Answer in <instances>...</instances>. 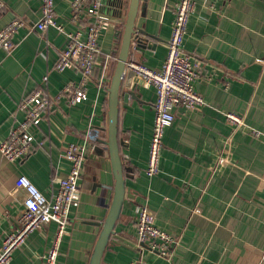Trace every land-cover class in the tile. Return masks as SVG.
Returning a JSON list of instances; mask_svg holds the SVG:
<instances>
[{"label":"crops","instance_id":"obj_1","mask_svg":"<svg viewBox=\"0 0 264 264\" xmlns=\"http://www.w3.org/2000/svg\"><path fill=\"white\" fill-rule=\"evenodd\" d=\"M72 0H55L58 22L72 31ZM131 0H104L108 26L101 38V56L87 97L74 106L64 99L52 121L30 128L35 141L51 139L19 162L0 152V245L24 210L25 193L17 186L28 175L47 195L56 177L68 174L65 157L70 142L83 143L90 123L108 125L109 90L120 53ZM177 0H140L135 21L146 39L134 35L130 60L160 70L167 56ZM42 0H0V30L14 18L25 22L15 35V47L0 50V139L24 118L17 106L25 94L42 85L50 72V90L57 95L79 72L54 68L68 43L66 33L52 27L48 42L35 29ZM184 49L198 66L196 89L205 105L175 108L176 118L164 135L161 170L149 176L150 142L155 120L156 89L133 73L123 80L129 93L119 105V137L126 170L127 197L102 264H264V0H197L188 24ZM105 74L108 86L96 80ZM227 112L240 114L236 126ZM256 130L261 132L256 134ZM98 139L90 148L73 203L70 223L58 256L59 264H89L114 196L115 178L109 150ZM99 150V151H98ZM137 204H146L156 224L176 238L169 258L139 241ZM56 223L35 231L13 255L11 264H43L52 246Z\"/></svg>","mask_w":264,"mask_h":264},{"label":"built area","instance_id":"obj_2","mask_svg":"<svg viewBox=\"0 0 264 264\" xmlns=\"http://www.w3.org/2000/svg\"><path fill=\"white\" fill-rule=\"evenodd\" d=\"M103 1L72 0L70 21L80 26L85 16H89L91 20L88 24L67 32L58 22L55 0H42V13L35 29L46 43H49L48 32L52 27L66 33L68 43L60 52L54 68L59 72L75 69L79 72L80 80L66 83L63 89L54 95L49 85L50 72H47L43 76L40 88L22 97L17 110L24 113L23 120L14 126L5 138L0 139V152L9 162L15 163L25 159L36 148L47 142H49V150L52 151L51 137L48 141L47 139L35 141L30 128L38 125L42 120L51 122L55 106L62 100L65 99L70 106H74L87 97L102 52L101 38L108 26V21L102 12ZM196 7L197 0H177L175 3L171 36L167 44L168 52L160 70L133 59L127 62L122 77L124 80L126 74L131 71L156 89L155 120L149 163L146 168L149 176L156 175L161 170L164 135L166 129L175 121V108L179 105L195 108L207 103L204 96L196 89V82L200 77L198 66L184 49L188 24ZM25 25L26 22L22 18L16 17L2 28L0 50L6 53L12 51L16 44L14 37ZM96 84L100 89L109 85L105 74L96 80ZM226 117L233 125H246L243 117L238 113L227 112ZM101 133L102 130L90 123L85 142H70L67 145L65 157L69 162L68 174L53 180L49 195L45 194L28 175L21 174L17 178V186L25 193L24 210L17 225L5 236L0 245V264H11L14 252L25 244L35 231L51 222L56 223L57 226L53 244L41 257L43 264H59L60 246L70 223L73 203L79 194L85 161L90 148L96 145V141L89 142L98 137L102 139ZM256 134L260 135L261 132L256 130ZM135 212L139 241L169 258L177 242L176 238L156 224L155 216L148 205L137 204Z\"/></svg>","mask_w":264,"mask_h":264},{"label":"water","instance_id":"obj_3","mask_svg":"<svg viewBox=\"0 0 264 264\" xmlns=\"http://www.w3.org/2000/svg\"><path fill=\"white\" fill-rule=\"evenodd\" d=\"M140 0H131L128 12L127 22L123 35L122 45L118 56L115 73L112 77L109 90V109H108V125L104 128L107 131V137L99 141L109 150L110 160L115 178L114 196L110 205L109 212L103 222L102 230L95 245L89 264H102L104 253L109 241L115 231L117 222L123 210V206L127 197H132L127 187L126 170L121 154L122 141L119 137V105L122 98L128 99L130 94L121 91L125 73L126 64L130 58V50L132 47L134 35L136 34V44L144 47L146 39L141 34L146 33L144 30H137L135 21L138 15ZM150 35V34H148ZM127 75V74H126ZM133 72H128L127 79L130 80Z\"/></svg>","mask_w":264,"mask_h":264},{"label":"rangeland","instance_id":"obj_4","mask_svg":"<svg viewBox=\"0 0 264 264\" xmlns=\"http://www.w3.org/2000/svg\"><path fill=\"white\" fill-rule=\"evenodd\" d=\"M99 151V150H98Z\"/></svg>","mask_w":264,"mask_h":264}]
</instances>
